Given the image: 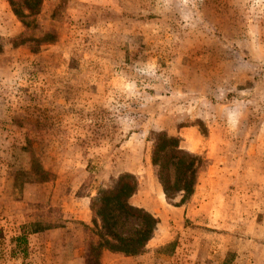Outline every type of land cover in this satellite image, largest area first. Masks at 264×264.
<instances>
[{
  "label": "rangeland",
  "instance_id": "1",
  "mask_svg": "<svg viewBox=\"0 0 264 264\" xmlns=\"http://www.w3.org/2000/svg\"><path fill=\"white\" fill-rule=\"evenodd\" d=\"M7 4L0 264H70L66 240L31 236L78 230L51 207L55 180L61 192L65 182H82L79 194L109 188L131 163L146 172L153 133L180 137L190 152L179 134L190 128L203 162L196 187L211 175L209 191L222 195L202 208L192 195L185 210L202 215L138 264H264V0H44L22 46ZM156 219V234L167 230ZM87 244L78 264H102Z\"/></svg>",
  "mask_w": 264,
  "mask_h": 264
},
{
  "label": "trees",
  "instance_id": "2",
  "mask_svg": "<svg viewBox=\"0 0 264 264\" xmlns=\"http://www.w3.org/2000/svg\"><path fill=\"white\" fill-rule=\"evenodd\" d=\"M22 32L13 46L33 41L36 17L44 0H5ZM14 42V41H13ZM151 163L157 170V179L165 200L173 206L184 205L193 195L200 157L182 147L183 140L164 131L152 135ZM137 179L131 174H120L109 188L100 189L91 200L92 214L89 226V254L94 260L108 251L123 257L142 255L153 237L158 221L142 208L130 204L137 193ZM176 198H180L176 202ZM36 233V231L34 232ZM24 242V238H19Z\"/></svg>",
  "mask_w": 264,
  "mask_h": 264
},
{
  "label": "crops",
  "instance_id": "3",
  "mask_svg": "<svg viewBox=\"0 0 264 264\" xmlns=\"http://www.w3.org/2000/svg\"><path fill=\"white\" fill-rule=\"evenodd\" d=\"M4 1L5 0H0ZM7 3V2H6ZM8 5V4H7ZM11 12V10H10ZM8 26L11 31L19 29L20 32V24L15 22V18L13 14L11 13L9 15L8 20ZM22 31V30H21ZM191 129V130H190ZM190 129H182L180 130L179 134L185 138L186 142L190 146L188 149L192 153H197L198 147L197 144L199 140V137L197 136L196 130L193 128ZM146 160V158H145ZM147 168L146 172L140 171L138 169L140 161L135 162V165L132 163L129 164L125 170V172L135 175L139 180V185L137 188V193L131 197L130 203L131 205L142 208L148 213H150L155 218H158L161 220V222L166 223L167 230H164L162 232H159L156 234L157 229L151 238L149 242L147 243L146 249L149 250L151 248L156 249L163 245H166L168 242V237L174 233L176 225L180 226L181 222L185 221V219H190L191 221H195L196 219L191 218V213L195 215V217L202 215V212L199 209H196L197 207L202 208V203L206 199H211L214 195V198L217 197V199L221 197L222 193H211L209 191V184H212L214 182V177L209 175L207 177V180L205 183L200 184V180L198 182V185L195 189V193L192 196L193 200H199L201 198V202L197 207L190 210L189 208L186 209L185 205H181L180 207H175L172 205H169L165 201V197L162 191L161 186L159 185L154 167L151 165V161L147 162ZM218 164V163H217ZM221 164V163H219ZM215 165V164H214ZM213 165L211 166V169H213ZM122 171V172H123ZM209 174H211V170H208ZM62 181V180H60ZM211 181V182H210ZM66 183V182H65ZM63 191L61 192V189L59 187L58 180H55V182L52 184L51 187V195H50V204L51 207L57 208L61 215L63 216V219L67 221L65 224H75L78 228L77 231H75L74 235L70 234V236L67 238L65 236V232L69 230L65 226H57V227H51L48 230L43 231L39 234H34L31 236H37L38 238H48V239H54L55 241H62L66 240V243H69L68 247H71V255L69 256V262L70 264H78L83 263L84 258V252L87 249V243L89 241V226L91 225L92 220V214L90 210V203L91 200L96 197L97 190L95 188H90V190L85 194H79L78 191L80 190L81 183H71V184H65ZM153 197H156L155 200ZM167 207V208H165ZM210 208V207H209ZM211 216H214L210 214ZM180 227H184L183 223ZM180 230V229H178ZM69 235V234H68ZM147 253H143L142 255L135 256V257H123L116 254H113L108 251H104L101 255V263L102 264H117L118 261H129L133 264H138L139 261H142L143 258H145V255ZM108 261H111L108 263Z\"/></svg>",
  "mask_w": 264,
  "mask_h": 264
}]
</instances>
